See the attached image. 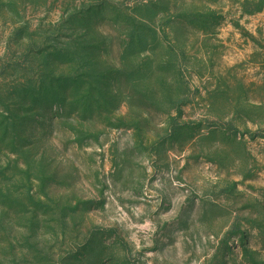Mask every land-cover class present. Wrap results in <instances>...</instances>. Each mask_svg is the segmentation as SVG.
Here are the masks:
<instances>
[{"label":"rangeland","instance_id":"obj_1","mask_svg":"<svg viewBox=\"0 0 264 264\" xmlns=\"http://www.w3.org/2000/svg\"><path fill=\"white\" fill-rule=\"evenodd\" d=\"M0 264H264V0H0Z\"/></svg>","mask_w":264,"mask_h":264}]
</instances>
